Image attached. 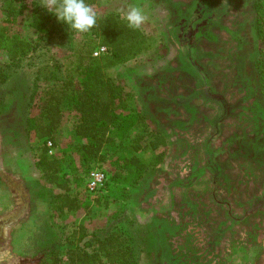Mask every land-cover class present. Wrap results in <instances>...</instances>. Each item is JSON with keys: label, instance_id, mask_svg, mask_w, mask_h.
<instances>
[{"label": "rangeland", "instance_id": "374dc122", "mask_svg": "<svg viewBox=\"0 0 264 264\" xmlns=\"http://www.w3.org/2000/svg\"><path fill=\"white\" fill-rule=\"evenodd\" d=\"M5 3L0 0V22L6 20L10 34L36 46L0 80L4 264L48 262L50 252L80 223H86L89 235L93 229L98 236L115 228L128 231L138 247V264H264V86L255 64L264 58V40L255 33L253 0H99L91 5L98 14L122 16L140 9L145 16L140 28L156 41L153 50L106 72L131 91V108L143 110L150 127L167 135L163 161L136 184L115 177L127 175L117 157L132 155L128 140L116 139L104 146L101 158L78 162L83 141L69 138L70 120L60 132L62 147L70 141L66 154L25 131V119L37 113L43 89L62 77L55 65L70 50L54 30L43 37L32 28L28 11L9 18ZM5 61L0 55V64ZM45 148L61 160L60 179L77 197L74 211L60 214L50 208L53 194L63 190L44 180L35 166ZM155 152L136 155L149 163ZM97 166L109 181L101 194H92L86 176Z\"/></svg>", "mask_w": 264, "mask_h": 264}, {"label": "trees", "instance_id": "16d2710c", "mask_svg": "<svg viewBox=\"0 0 264 264\" xmlns=\"http://www.w3.org/2000/svg\"><path fill=\"white\" fill-rule=\"evenodd\" d=\"M98 1L86 0L90 5ZM2 2H6L9 18L14 20L22 15L21 12L28 11L32 28L44 34L43 37L54 30L60 40L66 39L64 44L70 50L55 65L60 68L62 77L57 76L43 89L37 113L25 119V131L33 132L38 139L50 141L55 147L60 146L62 153L66 154L71 149L70 141H66L62 147L60 132L64 120H70L69 138L73 135L83 141L78 149V162L101 158L104 146L116 139L128 140L132 155L121 154L117 157L118 166L127 175L121 176L119 172L115 177L128 179L132 184L144 179L148 172L163 161L168 146L167 135L161 128L150 127L147 113L131 108V91L120 79H114L106 72L111 67L153 50L155 39L148 37L140 27H129L125 16L115 12L97 13L95 26L81 33L71 30L66 24L62 26L63 22L61 25L56 24L57 18L48 12L40 0ZM252 8L256 36L264 40V0H253ZM98 45L106 46L107 52L93 56ZM35 46L28 39L10 34L7 21H1L0 55H4L6 61L0 64V80L5 78V71L17 68ZM255 64L264 86V58L256 59ZM142 150L156 151L153 161L144 163L136 155ZM60 161L57 157L47 155L45 148L35 166L44 180L63 190L53 194L50 204V208L62 214L76 210L78 202L67 183L60 179ZM152 222L155 223V220ZM167 234L163 231L161 236L166 240ZM88 236H93V241H85ZM63 242L50 252L49 261L43 264H138L139 261L136 241L123 228H115L102 236H98L96 229H93L89 235L86 223H80ZM89 243L94 247L88 248Z\"/></svg>", "mask_w": 264, "mask_h": 264}, {"label": "clouds", "instance_id": "9594fccd", "mask_svg": "<svg viewBox=\"0 0 264 264\" xmlns=\"http://www.w3.org/2000/svg\"><path fill=\"white\" fill-rule=\"evenodd\" d=\"M44 6L48 12L55 15L58 21L77 32H88L97 21V13L86 0H46ZM124 19L129 27L139 28L145 16L140 9L134 7L127 12ZM0 264H4L2 258H0Z\"/></svg>", "mask_w": 264, "mask_h": 264}, {"label": "built area", "instance_id": "2783aa9c", "mask_svg": "<svg viewBox=\"0 0 264 264\" xmlns=\"http://www.w3.org/2000/svg\"><path fill=\"white\" fill-rule=\"evenodd\" d=\"M107 52V47L98 45L94 51L93 56H100ZM109 176L107 172L101 167L91 169L86 176V187L92 194H101L107 186Z\"/></svg>", "mask_w": 264, "mask_h": 264}, {"label": "crops", "instance_id": "0c3cea01", "mask_svg": "<svg viewBox=\"0 0 264 264\" xmlns=\"http://www.w3.org/2000/svg\"><path fill=\"white\" fill-rule=\"evenodd\" d=\"M156 12L159 14L160 17H163V14L160 13L158 10H157ZM156 12H155V13H156ZM153 14H154V13H153Z\"/></svg>", "mask_w": 264, "mask_h": 264}]
</instances>
